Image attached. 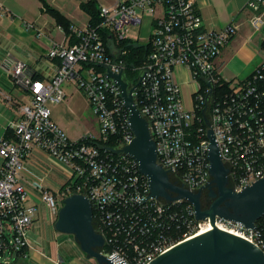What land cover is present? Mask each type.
I'll return each mask as SVG.
<instances>
[{"label": "built area", "instance_id": "obj_1", "mask_svg": "<svg viewBox=\"0 0 264 264\" xmlns=\"http://www.w3.org/2000/svg\"><path fill=\"white\" fill-rule=\"evenodd\" d=\"M246 9L251 12L250 25L264 35V0H249ZM146 15L151 29L149 53L134 81L125 75L126 51L119 45L126 41L128 27L142 25ZM98 17V23H88L84 29L70 27L76 39L73 44L50 48L47 58L57 64L47 80L34 78L24 62L13 63L12 82L27 91L28 102L20 108L17 120L0 127V157L4 159L0 264L27 259V234L39 203L27 204L28 194L17 173L33 149L70 170L63 188L54 193L42 187L39 201L52 209L61 207L72 194L88 199L94 230L103 239L98 252L108 259L116 256L113 264H149L203 228H211L208 219H195L193 206L184 200L168 203L147 198V178L135 160L119 151L134 135L122 91L112 78H106L107 69L121 74L127 90L134 87L131 95L155 143L156 163L167 170L170 181L192 193L210 183L207 130L213 132L228 169V187L234 192L264 177V67L244 81L224 83L215 65L237 30L235 24L205 30L192 0H118L113 6H100ZM64 83H72L87 98L98 121V137L70 140L52 122L48 104L64 100ZM108 141L112 145L105 144ZM214 225L264 252V216L254 228L218 216ZM67 241L75 244L72 236ZM56 264L63 262L58 258Z\"/></svg>", "mask_w": 264, "mask_h": 264}, {"label": "crops", "instance_id": "obj_2", "mask_svg": "<svg viewBox=\"0 0 264 264\" xmlns=\"http://www.w3.org/2000/svg\"><path fill=\"white\" fill-rule=\"evenodd\" d=\"M97 1L0 0V127L4 128L10 121L17 120L20 117V108L27 103L24 98L28 101L27 91L12 82L10 71L14 61L24 62L27 65L29 74L36 79L45 81L53 73V64H57V60L50 61L47 58L50 48L54 44L70 45V37L65 36L58 28V22L52 12L43 11V5L58 12L72 26L80 28L78 25L81 24L85 17L89 23V15L81 10L80 5L93 3L96 7H99L97 6ZM117 1L104 0L108 6L115 5ZM192 1L202 18L205 30H220L231 23L237 26L236 32L229 38L215 60L217 73L224 83L244 81L257 68L264 65V49H262L264 35L255 31L248 21L251 12L246 9V4L249 0ZM28 24H32L34 28H27ZM61 88L65 94L64 100L58 104H48L50 117L52 122L66 132L65 134L68 137L77 140L80 137V133L73 126L75 125V119H73L74 117H68V113H65V110H68L67 112L73 111L74 114L82 117V113L85 110H91V108L84 94L78 91L72 83H64ZM185 88L186 86L184 85V91ZM79 96L84 97L87 101L83 103L84 107L78 108V105H76V102H78L76 99ZM71 105L76 108V111L74 107L70 108ZM55 167L60 171H68L67 167L47 154L39 149H33L30 155L25 160H22L21 167L17 173L18 182L28 189V192L33 193V190L22 181V172H24L27 179L28 177L37 179L40 173H54ZM29 180L32 181L31 179ZM42 181V183H52L46 180L45 177H43ZM39 185L35 186V192L39 193L42 188ZM30 195L33 196L34 194ZM33 200L34 202L37 201V203L40 202L35 200V198ZM38 217L39 211L34 222ZM56 218L52 219L53 223L51 222L52 224L50 225L53 229ZM33 223L28 230V234L32 232ZM65 239L67 241V236ZM26 253V260L29 264H41L35 259H29V248ZM58 257L60 258V256ZM53 262L56 264L55 260Z\"/></svg>", "mask_w": 264, "mask_h": 264}, {"label": "water", "instance_id": "obj_3", "mask_svg": "<svg viewBox=\"0 0 264 264\" xmlns=\"http://www.w3.org/2000/svg\"><path fill=\"white\" fill-rule=\"evenodd\" d=\"M105 76L112 78L122 91L123 104L128 111L127 122L134 138L119 151L135 160L139 172L147 178L150 191L147 198L168 203L184 200L193 206L196 220L208 219L211 226L209 231L179 243L149 264H264V252L250 242L221 231L214 225L215 217L218 216L242 223L246 228H254V223L264 216V177L239 193L234 192L228 187V169L222 163L213 132L207 130L210 183L199 188L197 193H192L170 181L167 170L156 163L155 143L150 136L147 122L140 115L131 95L134 87L127 90V83L121 79V74H112L108 69ZM204 188H208L209 198L213 199L208 207L203 206L200 199V191ZM91 207L88 199L82 195L72 194L65 197L58 210L54 229L60 234L72 236L79 250L88 259H94L97 264H113L112 259L116 256L108 259L98 252L103 245V239L94 230ZM121 263L123 262L119 264Z\"/></svg>", "mask_w": 264, "mask_h": 264}, {"label": "rangeland", "instance_id": "obj_4", "mask_svg": "<svg viewBox=\"0 0 264 264\" xmlns=\"http://www.w3.org/2000/svg\"><path fill=\"white\" fill-rule=\"evenodd\" d=\"M97 6H108L107 3L104 2V0H98ZM109 7V6H108ZM149 16H145L142 25H135L128 27V34H126V41H129L131 43H137L141 46H146L147 41L150 36V26H149ZM88 21L86 20V17L81 21V24L78 25V27L84 29L85 26H87ZM124 55L123 60L126 62V69H132L134 72L129 73L125 72V75L127 78H138L141 74V71L143 70L144 66V60L137 65V64H131V62H127V56ZM132 65V66H131ZM131 67V68H128ZM131 70V72H132ZM187 88H185V92L183 93V96L185 98V102H188L187 97ZM78 102H76V105H78V108L83 106V103H86L84 97L79 96V98L76 99ZM25 102H28L27 99L24 98ZM22 106V105H21ZM74 106H70L72 108ZM84 107V106H83ZM75 108V107H74ZM68 110H65V113H68V117L75 119V129L78 130L80 133V136L85 135H93L94 137H98L99 129H98V121L96 117L93 115L91 110H85L81 115L74 114L73 111L67 112ZM76 111V108H75ZM62 130V129H61ZM63 131V130H62ZM64 132V131H63ZM66 133V132H65ZM66 135V134H65ZM68 137V135H66ZM70 140H74L70 137H68ZM80 138V137H79ZM77 139V138H76ZM3 158L0 157V168L3 163ZM56 168V167H55ZM54 168V169H55ZM68 169V168H67ZM43 177H45L46 180L51 181V184L42 183ZM70 178V170L68 171H60L58 168L55 169L54 173H40L38 175L37 179H33L31 177L25 176L24 172H22V181L25 182L30 189L33 190V193H30L26 190L28 197H29V203L32 204L36 203L34 202L33 198L35 200H39L40 194L38 192H35V186L39 185L44 188H48L49 191L58 193L60 189L67 183V181ZM31 179L32 181H30ZM39 181V182H38ZM55 189V190H54ZM35 190V191H34ZM30 194H34L31 196ZM31 196V198H30ZM59 208H52L45 206L43 203L39 202V217L37 220L33 223V229L30 234H28L29 237V259H35L37 262H40L41 264H55L53 261L57 260L60 256V259L62 260L63 264H97L94 259H87V257L79 250L78 246L76 244L72 245L71 243L66 241V235L60 234L56 232L52 226H50L54 219V217H57ZM51 218V219H50ZM52 222V223H51ZM16 264H29L27 260L20 261ZM32 264V263H31Z\"/></svg>", "mask_w": 264, "mask_h": 264}, {"label": "trees", "instance_id": "obj_5", "mask_svg": "<svg viewBox=\"0 0 264 264\" xmlns=\"http://www.w3.org/2000/svg\"><path fill=\"white\" fill-rule=\"evenodd\" d=\"M81 10L85 11L88 15H89V23L91 25H95L96 23H98L100 21V17H98V8L96 7L93 3H87V4H82L80 5ZM43 9L45 12H52L54 17L56 18L57 22H58V26H60L63 30V33L65 34V36L70 37V44H73L76 39L74 37L71 36L70 33V27L72 26L71 24H69L68 22H66L63 18V16H61L58 12L54 11L53 9H50L48 6L43 5ZM105 40L107 39V37L104 38ZM120 49L125 50L126 53L128 52V56H127V62H131V64H139L141 62V60H145V57L147 56V54L149 53V46H141L138 44H134L131 43L129 41H123L120 45H119ZM262 49H264V42H262ZM126 55V54H125ZM132 66V65H131ZM260 67H264V65H261ZM131 68V67H128ZM132 69H125V72H129L133 74V70L131 72ZM35 78V77H34ZM139 78V77H138ZM137 77L134 79V81H136L138 79ZM105 144L107 145H112L111 141L106 142ZM23 261V260H20ZM20 261H18L17 263H19Z\"/></svg>", "mask_w": 264, "mask_h": 264}, {"label": "flooded vegetation", "instance_id": "obj_6", "mask_svg": "<svg viewBox=\"0 0 264 264\" xmlns=\"http://www.w3.org/2000/svg\"><path fill=\"white\" fill-rule=\"evenodd\" d=\"M212 190L215 191L214 188ZM200 199H201V202H202L203 206L208 207L212 203L213 199L209 198V190H208V188H206V189L204 188V189H202L200 191Z\"/></svg>", "mask_w": 264, "mask_h": 264}, {"label": "bare ground", "instance_id": "obj_7", "mask_svg": "<svg viewBox=\"0 0 264 264\" xmlns=\"http://www.w3.org/2000/svg\"><path fill=\"white\" fill-rule=\"evenodd\" d=\"M210 229H211V228H209V227H208V228H203L202 231H201L199 234H202V233H204V232H206V231H209ZM199 234H198V235H199Z\"/></svg>", "mask_w": 264, "mask_h": 264}]
</instances>
